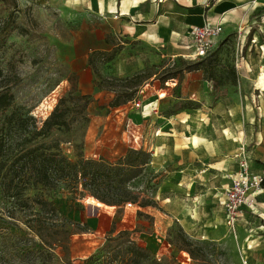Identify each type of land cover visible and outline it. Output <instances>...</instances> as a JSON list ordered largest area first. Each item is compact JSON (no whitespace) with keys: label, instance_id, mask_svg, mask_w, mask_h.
Segmentation results:
<instances>
[{"label":"rangeland","instance_id":"rangeland-1","mask_svg":"<svg viewBox=\"0 0 264 264\" xmlns=\"http://www.w3.org/2000/svg\"><path fill=\"white\" fill-rule=\"evenodd\" d=\"M258 19L264 25V16ZM118 31L101 14L92 15L86 0H0V94L12 96L11 105L0 110V141L5 147L0 158V264H81L105 244L111 230L113 236L128 231L129 239L159 264H247V221L239 223L238 217L227 226L218 220L226 193L221 201L202 200L198 216L190 214L195 217L193 228L183 230L163 215L171 209L188 211L192 202L182 199L159 208V180L149 166L131 182L137 198L131 207L106 211L85 199L89 195L81 185L80 196L62 184L24 189L18 202L3 196L2 175L11 156L37 145L71 163L79 157L116 163L131 147L127 115L135 111L117 108L126 100L144 101L158 92L166 96L168 86L172 97L158 108L163 115L187 112L189 106L201 108L203 103L209 108L220 99L264 101V71L259 73L264 65V29L258 32L263 40L246 29L221 35L218 62L206 80L210 88L194 98L198 102L187 100L183 87L206 57L165 58L162 51L133 43ZM56 106L66 109L67 126L46 131L44 124ZM238 110L245 115L247 109ZM37 200L47 201L54 210H40ZM143 200L153 201L151 207L161 213L156 222L144 213L146 207H139ZM76 225H85L84 233H78ZM88 241L89 248L82 246ZM185 249L192 251V259Z\"/></svg>","mask_w":264,"mask_h":264},{"label":"crops","instance_id":"crops-1","mask_svg":"<svg viewBox=\"0 0 264 264\" xmlns=\"http://www.w3.org/2000/svg\"><path fill=\"white\" fill-rule=\"evenodd\" d=\"M86 1L92 15L101 14L104 21L115 23L127 40L160 50L163 57L170 59L190 57L193 54L190 33L194 27L206 23H221L225 36L246 29L245 33L249 31L262 39L258 32L264 29L258 19L264 16V0ZM262 65L259 73L264 71ZM164 88L170 91L169 95L155 93L141 101L143 113L130 112L127 121L139 136L141 149L150 154L148 166L155 180H159L160 190L155 193L158 207L182 199L192 202L188 211L182 209L177 213L171 209L163 215L188 230L194 226L190 223L198 216L202 200L224 198L240 156L249 157L252 175H258L264 167V101L252 104L249 100L220 99L209 108L203 103L201 108L189 106L184 110L187 112L163 115L158 114L159 105L167 96L172 97V89ZM183 88L187 100L197 101L194 98L206 94L210 87L201 71H193ZM243 107L247 109L245 115L238 110ZM150 109H156L157 113L142 116ZM250 198L255 206L252 210L243 209L238 222L247 221L244 224L250 257L247 264H264V189ZM143 209L155 222L161 216L154 207ZM194 211L192 218L190 214ZM223 213L218 220L225 221L224 208ZM81 244L89 248L92 243ZM185 259L190 262L187 255Z\"/></svg>","mask_w":264,"mask_h":264},{"label":"trees","instance_id":"trees-1","mask_svg":"<svg viewBox=\"0 0 264 264\" xmlns=\"http://www.w3.org/2000/svg\"><path fill=\"white\" fill-rule=\"evenodd\" d=\"M218 48L200 63L201 68L193 70L201 71L205 80L209 79V72L215 70L214 67L218 62ZM231 73L232 83H234L236 76L234 69L231 70ZM11 102L12 96L10 94L6 92L0 94V110L7 109ZM51 105L52 102L47 110L51 109ZM117 107L119 106L117 105ZM43 110L47 114V110ZM65 110L56 106L46 119L44 130L66 127ZM4 148V143L0 141V158L4 156ZM11 157L12 160L2 175L1 186L5 198L14 199L18 202L24 189L37 185L53 189L61 184L71 188L74 194L80 196L81 192H78L77 186L81 185L82 189L89 195L85 199L98 207H103L106 211L136 202L137 198L131 190L133 187L131 182L142 176L143 170L150 162V154L145 150H133L131 148L114 164L82 157L71 163L65 156L49 151L41 145L26 149ZM5 164L6 159L2 161L1 168ZM20 183H23L21 187L19 186ZM261 187L264 189V179ZM36 202L40 210H44L46 206H52L47 201L37 200ZM148 206H154L153 201L143 200L139 203V207ZM50 208L51 211L54 210L53 207ZM76 227L81 231L78 233H84L86 230L85 225L81 228L79 225ZM112 234L113 231H109L110 236L106 239L105 244L98 248L95 254L83 259L81 264H147V262H149L148 264H159L150 258L147 250L140 244L129 239L128 231L120 230L116 235L113 236ZM183 240L186 245L190 244L187 238L183 237ZM185 252L191 259L193 258L192 251L185 249Z\"/></svg>","mask_w":264,"mask_h":264},{"label":"built area","instance_id":"built-area-1","mask_svg":"<svg viewBox=\"0 0 264 264\" xmlns=\"http://www.w3.org/2000/svg\"><path fill=\"white\" fill-rule=\"evenodd\" d=\"M222 30L223 27L221 23L215 25L206 23L202 26L194 27L189 38L191 43L190 46L193 50V54L190 57L194 59H202L215 51L219 46ZM174 84L176 85V83ZM174 84H172V86ZM122 106H129L135 112L143 113L144 111L142 103L139 100L126 101ZM156 113V109H150L147 113L144 112L142 116ZM128 124L126 127L130 136V148L133 150H139L141 149L139 136L134 131L132 125L129 127ZM263 179L264 167L258 175H252L250 173L249 157L246 155L239 157L237 172L235 176L231 178L230 186L228 187L226 196L223 200L225 224L227 226L234 224L235 219L240 216L243 209L252 210L254 208L255 203L250 196L256 195V193H259L263 189L261 187ZM131 206L132 205L127 204L125 207Z\"/></svg>","mask_w":264,"mask_h":264},{"label":"bare ground","instance_id":"bare-ground-1","mask_svg":"<svg viewBox=\"0 0 264 264\" xmlns=\"http://www.w3.org/2000/svg\"><path fill=\"white\" fill-rule=\"evenodd\" d=\"M93 9H95V8L93 7ZM144 109H145V107H144ZM193 213L196 214V211H194Z\"/></svg>","mask_w":264,"mask_h":264},{"label":"water","instance_id":"water-1","mask_svg":"<svg viewBox=\"0 0 264 264\" xmlns=\"http://www.w3.org/2000/svg\"><path fill=\"white\" fill-rule=\"evenodd\" d=\"M97 209V208H96ZM94 210H95V208H94Z\"/></svg>","mask_w":264,"mask_h":264}]
</instances>
